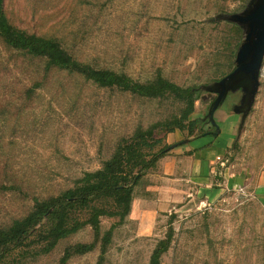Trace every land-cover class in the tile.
Wrapping results in <instances>:
<instances>
[{
  "label": "rangeland",
  "instance_id": "374dc122",
  "mask_svg": "<svg viewBox=\"0 0 264 264\" xmlns=\"http://www.w3.org/2000/svg\"><path fill=\"white\" fill-rule=\"evenodd\" d=\"M250 2L5 0V12L13 26L58 40L84 65L126 74L138 83L162 77L183 88H201L185 129L175 131L190 138L218 132L207 129L217 93L206 88L235 70L245 38L236 23L216 18L242 13ZM46 67L44 60L12 49L0 38V228L29 215L36 199L58 196L86 173L100 170L122 139L139 128H154L151 142L156 143L145 150L147 160L170 147L171 132L163 124L181 118L185 109L172 95L141 97ZM241 97L230 92L220 106L233 112ZM191 121H198L192 134ZM243 125L237 130H251ZM259 131L264 133V123ZM169 151L138 182L122 223L119 217L104 216L98 236L86 226L49 253L42 252L44 243L35 233L4 264H62L66 252L79 245L94 248L72 253L66 264H149L158 243L170 234L162 264H264V212L249 191L214 186L207 197L201 189L184 187L195 198L159 213L143 203L158 196V188L162 194L170 191L161 169ZM111 229L103 251L102 237Z\"/></svg>",
  "mask_w": 264,
  "mask_h": 264
},
{
  "label": "trees",
  "instance_id": "16d2710c",
  "mask_svg": "<svg viewBox=\"0 0 264 264\" xmlns=\"http://www.w3.org/2000/svg\"><path fill=\"white\" fill-rule=\"evenodd\" d=\"M0 38L10 48L44 60L49 70L56 68L78 73L98 86L118 88L141 97L164 98L172 95L183 101L185 109L181 118L163 124L171 133L185 129V123L194 113L195 104L201 96V88H183L162 77L149 83H138L126 74L84 65L65 50L58 40L29 34L13 26L5 12V0H0ZM197 123H189L190 134L195 132ZM153 139L154 128L137 129L130 139H122L115 154L100 170L86 173L74 188L58 196L47 200L36 199L29 215L14 220L9 227L0 228V264H4L8 256L23 247L35 233L38 234V242L44 243L42 252L49 253L58 242L86 226H90L98 236L101 231L100 219L104 216L119 217L122 223L131 212L133 193L138 182L171 148L162 149L147 160L145 150L155 145L156 142H151ZM80 215H85V220ZM112 229L102 237L103 251L110 243ZM171 238L170 234L158 243L149 264H162V257L170 248ZM93 248V245H79L73 252L68 250L62 264L67 263L72 253L83 254Z\"/></svg>",
  "mask_w": 264,
  "mask_h": 264
},
{
  "label": "crops",
  "instance_id": "0c3cea01",
  "mask_svg": "<svg viewBox=\"0 0 264 264\" xmlns=\"http://www.w3.org/2000/svg\"><path fill=\"white\" fill-rule=\"evenodd\" d=\"M240 106H235L233 112L223 106L216 110L215 125L210 122L207 126V129L216 128V133L206 132L190 138H184L179 132L168 135L171 148L162 159L161 169L165 176L162 183L170 191L162 194V188H158L159 195H154V199L149 196L143 199L147 207L153 206L158 213L167 212L195 198L194 191H185L184 187L201 189L208 197L215 186L219 191L227 187L249 191L264 212V133L259 131L264 123L263 74L245 119L238 113ZM242 125H250L251 130L239 132L237 129Z\"/></svg>",
  "mask_w": 264,
  "mask_h": 264
},
{
  "label": "water",
  "instance_id": "95a60500",
  "mask_svg": "<svg viewBox=\"0 0 264 264\" xmlns=\"http://www.w3.org/2000/svg\"><path fill=\"white\" fill-rule=\"evenodd\" d=\"M216 19L236 23L245 31V38L236 56L235 70L214 86L206 88L209 92L218 94L209 111V120L213 125L214 114L230 91L242 90L244 93L242 105L238 110V113L243 114V119L252 108L260 87V74L264 62V0H251L242 13L219 15ZM230 83L233 85L232 88L229 87Z\"/></svg>",
  "mask_w": 264,
  "mask_h": 264
},
{
  "label": "flooded vegetation",
  "instance_id": "af4514ba",
  "mask_svg": "<svg viewBox=\"0 0 264 264\" xmlns=\"http://www.w3.org/2000/svg\"><path fill=\"white\" fill-rule=\"evenodd\" d=\"M239 27H240V26H239ZM240 28H241V27H240ZM229 87H231V88L233 87L232 83H230V86H229ZM219 91H221V90H219ZM230 92H233V91H230ZM230 92H229V93H230ZM234 92H240V93L242 94V97L244 96V93L242 92V90H238V91H234ZM215 94H216V93H215ZM217 98H218V94H217V96H216V98H215V101L217 100ZM215 101H214V102H215ZM214 102H213V103H214ZM241 103H242V102H241ZM241 105H242V104H241Z\"/></svg>",
  "mask_w": 264,
  "mask_h": 264
},
{
  "label": "built area",
  "instance_id": "2783aa9c",
  "mask_svg": "<svg viewBox=\"0 0 264 264\" xmlns=\"http://www.w3.org/2000/svg\"><path fill=\"white\" fill-rule=\"evenodd\" d=\"M264 63V62H263ZM264 67V66H263ZM264 75V69L262 68V70H261V74L260 75Z\"/></svg>",
  "mask_w": 264,
  "mask_h": 264
}]
</instances>
